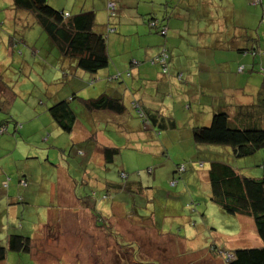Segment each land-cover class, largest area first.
Listing matches in <instances>:
<instances>
[{"label": "rangeland", "instance_id": "obj_1", "mask_svg": "<svg viewBox=\"0 0 264 264\" xmlns=\"http://www.w3.org/2000/svg\"><path fill=\"white\" fill-rule=\"evenodd\" d=\"M107 1L47 3L69 14L93 10L96 27L115 29L106 34L109 65L134 77L137 67L129 62L151 57L147 42L154 52L164 42L143 20L151 15L167 22L170 63L186 60L184 50L205 40L215 61L247 53L244 77L252 97L247 102L262 98L264 104V0L262 5L234 0L230 6L229 0H113L110 18ZM12 9L0 1V123L7 128L0 134V245H6L9 234H23L31 238V250L7 251L0 264H226L225 251L259 245L251 217L228 214L211 201L207 171L211 161H221L259 177L264 149L237 158L230 146L192 139L193 127L209 125L214 112L234 113L235 104L229 106L219 94L185 88V75L178 81L171 73L158 74L151 80L163 77L164 91L154 94L141 84L136 91L161 98L159 107L166 112L161 113L174 120V128L144 126L131 108L115 124L110 116L88 120L80 99L109 94L114 85L133 92L124 85L132 77L98 90L99 81L89 84L94 73H72L34 18L23 11L10 20ZM219 43L232 46H222L229 55H220ZM170 70L183 72L172 64ZM71 96L76 122L66 133L47 108ZM14 124L22 127L15 130ZM91 133L93 138H85ZM104 145L119 150L110 163H101ZM176 165H184V171L175 172ZM97 215L103 222L97 223Z\"/></svg>", "mask_w": 264, "mask_h": 264}, {"label": "trees", "instance_id": "obj_2", "mask_svg": "<svg viewBox=\"0 0 264 264\" xmlns=\"http://www.w3.org/2000/svg\"><path fill=\"white\" fill-rule=\"evenodd\" d=\"M11 5L13 9L31 15L61 58L74 60L76 68L95 74L108 66L109 55L106 34L109 33L107 28L111 27H109V24L105 26L104 30L96 27L95 12L93 10H84L75 14L63 13L51 7L47 0H11ZM107 13L108 18L115 15V13L111 14L109 9H107ZM143 20L150 30L163 36L168 33L165 20L162 22L154 16L143 17ZM262 21L264 22V18ZM151 23L155 25L152 26ZM165 28L166 32L162 34L161 32ZM161 50L149 63L157 66L160 74L166 77L169 75L168 62L170 54L166 44L161 47ZM163 54L166 55V58L161 63L160 59ZM259 54L261 55L262 52L259 51ZM252 55L257 56L256 52H252ZM131 75L130 70L127 69L125 73H115L109 80L118 81L123 76L131 77ZM93 82L94 79L89 84ZM155 82H157V93L160 90L164 91L167 82L163 80V77ZM74 98L75 96H71L68 99L60 100L47 108V112L55 124L66 133L72 132L76 121V113L70 105V101ZM149 99L150 102L154 101H152L154 105L146 104L145 100L147 99H138L131 102L133 110L142 120L143 125L163 129L166 127L174 128V120L164 116L159 105L156 106L161 98ZM260 100L261 102H257V104L236 105L234 106V113H228L225 110L214 112L209 125L192 128L193 142L196 144L208 143L230 146L233 155L237 158L247 157L259 149H264V112L262 111L264 104L262 98L257 101ZM80 103L84 111L89 113L111 112L119 115L123 114L126 109L121 97L112 96L106 92H102L96 97L80 99ZM258 107H261V109H258ZM16 129L18 130L17 125H15ZM6 130V126L0 123V134L5 133ZM101 151L106 163L112 162L119 153L116 147L107 145L102 146ZM181 166L183 169L179 170ZM184 169V165H176L175 172H183ZM262 170L263 174L254 178L248 177L225 162H210L207 176L211 201L228 214L251 217L257 235L262 242V245L258 247H244L225 251L223 257L226 264H264V166H262ZM115 187L120 190L126 188L122 185H116ZM96 221L97 223L103 222V219L99 217ZM30 250V237L23 234H9L6 245H0V261L5 258L7 251L28 253ZM228 256L231 257L228 258Z\"/></svg>", "mask_w": 264, "mask_h": 264}, {"label": "crops", "instance_id": "obj_3", "mask_svg": "<svg viewBox=\"0 0 264 264\" xmlns=\"http://www.w3.org/2000/svg\"><path fill=\"white\" fill-rule=\"evenodd\" d=\"M4 1L7 2V5H9V7H12L11 0H4ZM108 1H113V0H108ZM185 1L189 3V1H194V0H185ZM196 1H198V0H196ZM222 1H225V0H222ZM233 1L234 0H229V2H228L229 6L233 4ZM247 1H250V0H247ZM252 2L254 4L262 5L263 0H259L258 2H256V0H253ZM229 9L233 10V7L229 8ZM18 12H23V11H19V10L15 11L14 10V11H12L11 15L8 18L10 20L12 18H15L18 20L19 18H16L17 15L19 14ZM151 17H152V15H151ZM168 23H169V21H168ZM166 28L168 29L167 22H166ZM173 30H174V28H173ZM113 32H115V31H113ZM109 33H112V32H109ZM166 36H167V34L164 36L163 44H160L157 46L163 47L164 44H166ZM224 40H225V42L228 41L226 39H224ZM146 45H148V47H146V55L149 54L151 57L145 61H139V60L132 59L129 62L130 67H134L133 65H135V67H137L135 70L136 77L131 76L132 77L131 81H130V79H127L125 81L124 85L127 89H132L133 92H128L127 90H123L122 86H116V85H114L112 88V91L109 92V94L112 96H114V95H117L119 97L122 96L121 98H122L124 104L125 105L127 104L126 109H125L123 114H125L127 112V110H129L130 108L133 109L131 106V102L133 100L147 99V100H145L146 104L150 103V104L154 105V103L152 101L150 102V99H149L150 97H148L144 91H139L141 89H138L136 91V88H137L136 86H138V85L140 86V84L143 85L145 87V89L149 85V88H151V90L154 92V94H155V90L157 91V87H156L157 82L153 83L152 82L153 80H151V77H152V75L155 77H158V74H160L159 68L158 67H148V66L142 68L141 64H143L145 62H150V60L152 58L156 57L160 53V51H162V50H161V47L160 48L157 47L156 51L154 52V50L151 49V47L154 46L151 44V42H147ZM218 46H220L218 51L223 52V53H220L221 56L229 55V54L225 53V52H229V50L223 49L222 46L227 47V48H232V46H229V45L224 46V45H221V43H219ZM9 49L11 50V53H12L13 49L11 47H9ZM209 50H210V46H209L207 40H205L204 44H199L198 46H191L189 49H185L184 50V57L186 58V60L179 59L176 62V64L170 63L171 61H169L168 62L169 73L174 75L175 79L178 81H182L183 77L185 75L183 84H185V88H191L193 92H197V91L205 92L206 95L210 96V97L214 96L215 94H219V96H223V99L225 102L228 101L229 106L232 104H235V106L241 105V104H248L249 102H247V101L251 100L252 97L250 94H248V91H249L248 79L244 77L245 76L244 72L247 71V68H248L247 67L248 61L246 60L247 53L246 54L244 53L238 57H232L231 55H229V57H230L229 59H218V61H215V60H213V55H211L212 53ZM186 52H187V54H186ZM201 52H204V54L202 55ZM170 57H171V55H170ZM178 57H181V56L179 55ZM256 58H257V56L254 57V55H253V61H255ZM64 60H68V59H64ZM68 61H69V68H71L73 70V71L71 70V72L74 74L78 73V70H80V69L76 68L75 61L74 60H68ZM259 63H261V61H259ZM170 64H172V69H183V72L180 71V72L174 73V70H170ZM153 66H155V65H153ZM260 67H261V65H260ZM251 69H253V65L250 68V70ZM263 70H264V68L261 69L260 71L263 72ZM124 71H127V70H124ZM71 72L69 74H71ZM98 72H96L93 76L90 77L89 82L92 79H94V82L91 84H94L95 82L99 81L98 90L103 91V88L106 87L105 86L106 82L107 83H113L114 82L112 80L110 81L109 78L112 75H114L115 73H118L119 71L118 72L114 71V67H111V65L108 64L104 73L99 74ZM119 73H122V72H119ZM78 74L83 75L82 72H80ZM179 77H181V78H179ZM156 79H159V77ZM143 81H145V83H143ZM154 84H155V87H154ZM132 87H135V88H132ZM103 92H105V91H103ZM254 92H255V89H254ZM100 93H102V92H100ZM127 94L129 95L128 96L129 99L125 100V97ZM195 96H196V94H195ZM198 99H200V98H198ZM214 101H215V98H213L212 100H210L209 102L204 104V107L209 108L211 102H214ZM157 105H159V104H156V106ZM163 108L165 109V107L161 106L160 109L163 110L164 113H166ZM86 114H87L88 120H91V118H96V119L104 118V119H106L107 116H110V119H112V122H111L112 124L116 123L115 119H117V121L123 120V118L120 117L123 114L117 115V114L111 113V112H92V113H89L87 111ZM74 126H75V123L73 125V129H74ZM21 127H22V125H21ZM20 128H18V129H20ZM89 137L93 138V133H91L90 135L86 134L85 138H89ZM101 153H102V151H101ZM82 154L85 155L84 153H82ZM102 162L105 163V159H104L103 154L101 157V163ZM237 169L240 172H242V170H240L241 169L240 167H237ZM242 173H245V172H242ZM19 183H20V185H22L21 181H19ZM261 245H262V242L260 240V243L258 246H261Z\"/></svg>", "mask_w": 264, "mask_h": 264}, {"label": "built area", "instance_id": "obj_4", "mask_svg": "<svg viewBox=\"0 0 264 264\" xmlns=\"http://www.w3.org/2000/svg\"><path fill=\"white\" fill-rule=\"evenodd\" d=\"M258 1H259V0H256V2H258ZM115 6H116V4H115L114 1H109V2L107 3V9H109V12H110V13H112V12L114 11ZM154 23L156 24V22H154ZM154 23H151V25H152V26L155 25ZM107 31H108V32H113L114 29H113V28H107ZM165 32H166V28L163 29V32H161V33L163 34V33H165ZM165 58H166V55L163 54V55H162V58L160 59V62L163 63V62L165 61ZM182 169H183V167L181 166V167L179 168V170H182ZM123 176H124V174H123ZM23 184L25 185V182H23ZM229 257H231V256H228V258H229Z\"/></svg>", "mask_w": 264, "mask_h": 264}]
</instances>
